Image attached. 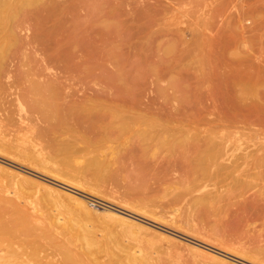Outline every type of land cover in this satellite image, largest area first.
<instances>
[{"label":"rangeland","instance_id":"374dc122","mask_svg":"<svg viewBox=\"0 0 264 264\" xmlns=\"http://www.w3.org/2000/svg\"><path fill=\"white\" fill-rule=\"evenodd\" d=\"M51 4L54 9L50 8ZM38 7L23 6L15 20L6 24L11 30L8 37L12 45L10 71L28 70L41 82L58 73L68 78L65 72L71 73L68 69L76 60L71 62L72 53L65 48L89 43L84 29L96 28L97 46L104 51L91 53L94 70L78 73L84 77L82 85L73 81L76 79H67L69 83L63 77L62 89L71 93L82 88L85 96L90 97L101 87L113 85L116 90L123 76L133 90L130 96L140 103L122 113V117L126 115L125 120L118 119L119 125L123 121L125 127L120 140L107 143L108 146L100 143L99 152L96 147L94 153L87 152L80 160L84 165L95 154L102 158L105 153H111V168L100 172L96 168H72L70 155H58L46 148L49 163L45 169L80 183L85 193L63 185L62 180H53L52 174L37 173L35 168L0 153V184L10 192H0V198L4 195L6 199H0V227L8 230L0 231V264H264V200L259 197L264 192V181L260 178L264 175V0H42L40 7L43 8ZM55 8L62 9L56 12ZM45 13L49 18L53 16L50 22ZM53 32L57 33L55 38ZM37 36H42V42L37 41ZM50 37L55 42L50 41ZM49 47L53 49H47ZM56 51L62 57L68 54L58 64H66L68 71L63 65V69H58L53 61L51 54ZM107 54L109 58L103 59ZM159 63L162 66L159 67ZM129 70L133 72L130 74ZM74 73L72 75H76ZM115 75H119L121 81ZM217 107L224 108L221 123H214L219 118V112L214 109ZM136 114L138 117H132ZM171 114L175 121H182V129L180 125L174 127L176 123L166 122ZM127 115L133 118L131 122ZM14 118H19L18 111ZM148 118L160 124L165 122L170 129L172 125V128H180L183 132L172 131L177 138L188 139L202 156L211 154L208 160L203 158L202 168H228L219 171L217 178H204L207 188L194 192L179 204L178 211L182 212H177V220L185 223L189 214L190 233L186 228H167L160 221L147 220L139 212L154 207L156 201L172 198L174 185L178 187L174 190L177 193L185 189L177 171L164 173L161 168H155V174L162 173L157 174L163 181L160 193L149 195L146 191L144 183L153 182L147 176L149 170L144 168V120ZM125 121L130 125L124 126ZM29 122L32 126L36 124L34 119ZM9 129L12 131L5 134L10 138L16 135L14 143L23 145L19 147L22 153L31 149L33 130L15 133L16 127ZM155 129L153 132L159 133L162 127ZM156 141H152L150 147V154L154 155L152 165L158 163L164 168L168 165L169 153L166 148L156 146ZM214 154H217L216 160H212ZM232 168L240 169L237 172L243 176L237 178V172L231 173ZM10 169L63 192L51 194L43 185L28 184L21 176L15 177L13 184L7 171L15 173ZM204 190L210 193L209 201L215 209L211 207L206 212L208 216L203 213L201 219L195 212L205 210L202 205L205 202L199 198ZM64 192L77 200L70 199ZM74 192H79L80 196ZM151 196L157 200L148 202ZM94 200L103 202L107 208H101L103 205L98 206ZM84 202L87 209L81 207ZM193 231H200L208 241ZM167 234L177 242H167L163 237ZM214 256L218 260L213 259Z\"/></svg>","mask_w":264,"mask_h":264},{"label":"bare ground","instance_id":"6f19581e","mask_svg":"<svg viewBox=\"0 0 264 264\" xmlns=\"http://www.w3.org/2000/svg\"><path fill=\"white\" fill-rule=\"evenodd\" d=\"M41 2H42V0H0V153L4 154L6 156H9L10 158L13 159V161L14 160L16 162L19 161L21 163L27 164L26 166H31L32 168H35L36 169L35 171H37V173L41 172V174L42 173L52 174L54 177L53 180H55V181H57L56 179L62 180V181H64L62 183L63 185H66V186L71 187L77 191L85 193L86 191L82 189L83 186L80 185V183L76 184L73 181H69L67 179H64V177H62L58 173H54V171L52 173L50 170L45 169V168H47V164L49 163L48 157L46 156V154H47L46 148L52 149V151L58 155H63V154L70 155V157L73 159H72V161H70L69 166L72 168H96L97 169L96 171H98V172L102 171L103 168H111V166L113 165V163H112L113 158L111 157L112 156L111 153H105L104 157H102V158L100 157V155L95 154L94 157L92 156L93 158L90 160V162L84 163V165H81L80 160L83 156L87 155L85 153L88 152V154H89V152H91V151L94 153V148L97 149L99 146L98 144L104 143L107 145V143H113V142L115 143L116 140H120L121 138L120 139H118V138L120 137L121 134L122 135L124 134L123 130L125 129V127L122 126L123 121H122V125L121 126L119 125L120 123H119L118 119H120L122 117V113H126L127 110H129V108H132L131 105L135 106L139 101H136L133 97L130 96L132 94L133 90H131L132 88L128 87V85L126 84V80L123 76L121 77L123 79V82L121 83V86L117 87L116 90L114 89L113 85L101 87V85H100L102 83L101 82L99 84L101 88L98 89L96 92H94V94L92 96L87 97V96H85V92L83 90H81L82 88L77 89L74 92L72 90L71 93L65 92L64 89H62L63 83H64L63 82L64 76L63 75L60 76L59 73L56 75H53L54 77H51L52 74H50L51 78L45 79V80L42 79L43 80L42 82L40 81V79H34L33 76H35V74L30 75L28 70H24V69H17L16 70L15 69L16 71L11 70V71H14L11 73L10 63L12 61L11 60L12 59L11 58L12 45L8 41V37L10 36L9 33L11 30H10V27H8L6 24H8L11 21L13 22V20H15L14 18L17 17V15L20 13L23 6H27V7L28 6H35V8L39 6L38 8L40 9V8H43V7H40ZM44 4H46V3H44ZM60 5H62V4H60ZM50 6H51L50 8L53 7V9H54V6L52 4ZM55 7H57V6H55ZM60 9H62V8H60ZM60 9L57 8L56 12ZM34 10L35 9H33V11ZM39 14H43V13L40 12ZM53 15H55V14H53ZM45 16L48 17V19H49V20H47L48 22H50L51 21L50 18L53 17V16H51L49 18L50 15L48 14V16H47L46 13H45ZM70 16H73V14H71ZM37 17H38V14H37ZM40 17H41V15H40ZM93 18H94V16H93ZM46 19L47 18H45V21H46ZM90 19H92V18L90 17ZM42 20H44V19H42ZM90 21H92V20H90ZM62 23H64V22H62ZM40 24H41V22H40ZM65 24H66V22H65ZM56 25H57V23H56ZM42 27L43 26H41V28ZM57 27H58V25H57ZM74 27L76 28V26H74ZM60 29H62V28H60ZM95 29L96 28L84 29V33H86L87 36L90 38L89 43L88 42L84 43L85 44L84 46H81V45L79 46L77 44H74L70 48H68V47H67V49L65 48V50H67V51H69L68 49H70V51L72 53L71 62L72 61L74 62L76 60L73 64V66L71 65L72 68L68 69L71 73L65 72V74H68V76H67L68 78L64 77L66 80L67 79L68 80L76 79L73 81H76V84L79 83L82 85L84 77H80L79 74L80 73H81V75H82V73L86 74V73H89L91 70H94L92 65H91V60H92L91 59V53L93 51L99 52L98 50L104 49L103 47L101 49L100 47L97 46L98 40L95 39V32H94ZM98 29L101 30V28H98ZM52 31H54V30H52ZM103 31H105V29ZM54 32L52 35L53 38H55L54 35L57 34L58 31H57V33H54ZM97 32H99V31H97ZM41 33H42V36L45 37L43 35L44 32H41ZM110 33H111V30H110ZM62 34H64V33H62ZM106 34L108 35V33H106ZM46 35H48V34H46ZM42 36L41 37L37 36L38 42L39 41L42 42L41 41ZM65 36H67V35L65 34ZM102 36H103V34H102ZM108 37H109V35H108ZM108 37H106V38L109 40ZM100 38H101V36H100ZM48 40H47V42H48ZM50 41H52V38L50 39ZM53 41L55 42V40H53ZM29 42H31V41L29 40ZM44 42H46V41H43V43ZM105 42H107V41H105ZM108 43H111V42L108 41ZM31 44H32V42H31ZM52 44H56V43H52ZM37 45H39V44H37ZM108 45H107V47H108ZM24 46H25V43H24ZM22 47H23V45H22ZM33 48L35 50V47H33ZM47 49H53V48L49 47ZM38 51H40V50H37V52ZM62 52H64V51H62ZM97 52H95V53H97ZM32 53H34V52H32ZM32 55H34V54H32ZM45 55H44V57H45ZM51 55L53 57L52 58L53 61L58 66V64L60 65V63L63 62L64 56H67L68 54L67 55L62 54V55H64L62 57L56 51L55 54H51ZM100 55H102V54H100ZM39 56H41V55H39ZM147 56H148V54H147ZM68 58L65 57V59L69 60ZM95 58H96V56H95ZM102 58L107 59V58H109V55L107 54V55L103 56ZM47 59H48V57H47ZM42 60L44 61V59H42ZM49 61H51V60H49ZM69 61H67V64L69 63ZM130 61H131V59H130ZM121 62H122V60H121ZM152 62L153 61H151V63ZM45 63H46V59H45ZM160 63H161V61H160ZM160 63H159V67L162 66V64H160ZM165 63H166V61H165ZM102 64H104V63H102ZM41 65H42V63H41ZM47 66H48V64H47ZM47 66L45 65V67H47ZM61 66H58V69H60L59 67H61ZM117 66H118V64L116 63V66H114V67L117 68ZM64 67L66 69V64ZM150 67L153 68L152 66H149V68ZM51 68L53 69L52 66H51ZM11 69H12V67H11ZM61 69H63V68L61 67ZM99 69H100V67H99ZM126 69L128 70V67ZM126 69H124V70H126ZM54 70H55V67H54ZM114 70H115V68H114ZM133 70L130 71V74H131V72H133ZM64 71L65 70H62L63 73H64ZM109 71H113V70L109 69ZM74 72H76V75H72V73H74ZM150 72H151V70H150ZM114 73H116V72L114 71ZM114 73H113V75H114ZM152 73H154V71ZM102 74L99 76L101 77ZM123 74H125V71L123 72ZM94 75H96V74H94ZM126 75H128V74H126ZM100 77H99V79H100ZM115 77H117V75H115ZM105 78H106V76H105ZM118 78H120L119 75L117 77V80H119ZM121 78H120V81H121ZM188 79H191V78H189V76H188ZM93 80H95V78ZM114 81H115V79H114ZM84 82L86 83L85 80H84ZM98 82H100V80ZM173 82H175V80ZM183 82H185V81H183ZM86 85H87V83H86ZM64 86H66V85H64ZM104 86H105V84H104ZM12 88L14 89L13 91L11 90ZM177 89H178V87H177ZM188 91H190V90H188ZM78 92L81 93V97L79 96ZM183 98H185V95H183L182 99ZM214 109L217 112H219V116H218L219 118L214 123L223 122L224 111L222 109H224V108L222 107L220 109L219 107H217ZM16 111H18V113H19L18 119L14 118ZM176 112H178V111H176ZM127 114H131V113H127ZM127 116H129V119L128 118L127 119L131 122V120L133 118L131 119L130 115H127ZM134 116H137V114L133 115L132 117H134ZM125 117H126V115L122 118L125 120ZM139 118H140V116H139ZM168 118L171 121L170 120H167V121L164 120V121H166V122L169 121V123H171V124L176 123V124H174V127H177V125H180L179 127L181 129L183 128L182 121L178 122V121L174 120V114H171V116H168ZM32 119H34L36 121V124L34 126H32L31 122H29ZM145 121H147V122H145ZM129 123H126V121H125L124 126H126V124L130 125ZM144 123H146V129H144V168H147V170H149V173L147 174V176L151 177L150 179H153L152 183L149 180L144 183V187H145L146 191L149 192V195H151V193H155V194L160 193V190L162 187L161 183L163 181H161L162 179L159 178L158 175H160L162 173H159L156 171L157 173L155 174V168H157V169L161 168L162 169L161 172L165 171L164 173H168L169 171H171V172L177 171L179 173V176L182 178L183 185L185 184L183 186L185 189L183 188L184 191L182 190V191H179L177 193L174 190L177 189L178 187L175 188L176 185H174V188L172 187L173 194H174L171 196L172 198H169L165 202L156 201L157 203L154 205V207H146L149 210H144V211H139V212H142V214H144V217H146L147 220H150L153 222L154 221H160V222L164 223L163 225L166 226L167 228L172 227V228H176L178 230H180L182 228H186V232H189L192 230V229H189V227H188V226H190L188 223H191V221H192V219H190V220L188 219L189 214L186 217L187 221L185 223H183V222L180 223V221L177 220V217H176L177 212H180V213L182 212V211H178L179 210V204H181V202L187 196H190L194 192L197 193V192L207 188V185H204V183H203L204 178H206V177H210V179L217 178L219 171H221L223 169L227 170L228 168H221V167L220 168H218V167L217 168H202V162L208 160L209 156L211 154H207V155L205 154V156H202L201 152H199L197 149H195L193 147V145L188 141V139L177 138L176 132H175V135H174V133H172V131L175 129V128H172L173 125L170 129L169 128L170 125L167 127L165 125V122H162L163 124L162 123L160 124L157 121L155 122V120L152 118H150V119L148 118V119L144 120ZM10 126L16 127V131H14L15 133H20L24 130H27V131L33 130L35 132V136L32 140V144H31V149L27 150L26 153H22L23 150L20 151V149H19L20 146L23 148V145L18 144V143L17 144L14 143V142H16V135H13L14 137L10 138V137H8L9 134H5V132H7V131H12L11 129H9ZM158 126L160 128L162 127L161 131H159V133L158 132L154 133L153 131L154 130L156 131L155 127H158ZM209 126H211V125H209ZM212 127H214V126H212ZM176 129H175V131L179 130V129H177V130ZM130 130H132V128ZM129 132L130 131H128V133ZM165 133H168V135L163 137V135ZM177 133H178V131H177ZM160 135H162V136H160ZM155 139H157V141L155 142L156 146H161V147L166 148L167 152L169 153L168 157L166 158L168 165H166L167 162L165 161L166 164H163V165L164 166L166 165V167H164V168H162L161 165H159L158 163H153V165H152L151 160L153 159L154 155L150 154V151H151L150 147H151V144L153 143L152 141H155ZM5 146H7V147H5ZM103 147H104V145H103ZM101 149H102L101 147H100V149L98 148L97 149L98 152ZM177 152H178V154H177ZM95 153H97V152H95ZM176 155H178V156H176ZM216 157H217V154H214L212 160H214V159L216 160ZM203 158H204V161H203ZM33 160H35L36 162L38 161L40 163V165L39 166L35 165ZM68 160H69V158H68ZM32 161H33V163H32ZM66 164H67V162H66ZM223 165H224V163H223ZM1 169L4 172H6L5 169H3V168H1ZM153 169H154V171H153ZM239 170L240 169L232 168L231 173L232 174L236 173ZM10 171L15 173V174H12V173L7 171V173H9V175H10L9 178H11V181L13 184H15V181H14L15 177L21 176V177L25 178V181L28 184H38L40 186L43 185L44 188L51 194L56 193V194L60 195V194H62L61 192H63L61 189H58L57 187H53V186H51L49 184H45L43 182H39L36 179H33V178L28 177L26 175H23L21 172L13 171L11 169H10ZM237 174H238L237 178L239 177V179L243 176V174H241V173L237 172ZM239 174H241V175H239ZM223 175H225V174L223 173ZM225 177L227 178V176H225ZM260 178H261V180L264 181V175L263 174H261ZM239 179H234V180H237V182H238ZM218 180H219V178H218ZM215 182H216V180H215ZM177 183L180 184L181 182H177ZM177 183H175V184H177ZM178 184H177V186H178ZM213 184L216 185L215 183H213ZM245 184H246V182H245ZM262 188H264V185L262 186ZM87 191H88V189H87ZM0 192H2V194H4V193L10 194L8 188L2 184H0ZM74 193L80 196V194H78L79 192L78 193L74 192ZM89 193H90V191H89ZM63 194L67 195L70 199L77 200L76 197L68 195L65 192ZM211 194H212V192H211ZM166 195L167 194H165V196ZM259 195H260L259 197L261 198V200H264V192L260 193ZM4 197L5 196L3 195V197H1V198L3 199ZM157 197L159 199V196H157ZM199 198H200V200L202 199V202L204 200L205 204H202V205H203V208H205V210H203V211L200 210L201 212H198L199 214L196 212H195V214L199 215V216H197V218L202 219L203 217H200V216L201 215L203 216V213H205V215H206V212H208L211 207H213L212 208L213 210L215 209V207L212 204L213 202L210 203V201H209L211 196H210V193L208 191L204 190V193L201 195V197L199 196ZM89 199H91V198H89ZM153 200H157V199H154L151 196V198L149 199L148 202H151ZM94 201L97 202L98 206L103 205V206H101V208H105V207L107 208V205H104L103 202L100 203L97 200H94ZM81 207H84L87 209L85 202L82 203ZM108 207H109V205H108ZM248 209H249V207H248ZM191 212H190V215L193 213V212L192 213ZM183 214H186V213L184 212ZM178 216H180V214ZM184 216H186V215H183V217ZM206 216H208V215H206ZM141 217H143V215H141ZM183 217H182V219H183ZM191 217H193V215H191ZM130 218H134V217H130ZM240 219H242V218H240ZM183 220L185 221V219H183ZM193 228L197 229V227H193ZM0 231H8V230L6 228L0 227ZM193 233H197L198 236L200 235L203 238H206V239L208 238V237L201 235L200 231L199 232L193 231ZM161 234H165V233H161ZM163 237L169 243H172L175 240L173 237L168 236V234L164 235ZM206 241H208V239ZM174 242H177V241L175 240ZM234 252H235V250H234ZM237 254H238V252H237ZM212 255H214V254H212ZM213 259H216L215 256ZM216 260H218V259H216ZM219 261H222V260H219Z\"/></svg>","mask_w":264,"mask_h":264}]
</instances>
